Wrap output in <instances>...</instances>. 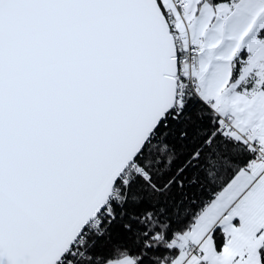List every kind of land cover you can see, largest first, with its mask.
Masks as SVG:
<instances>
[{"label":"snow or ice","instance_id":"obj_1","mask_svg":"<svg viewBox=\"0 0 264 264\" xmlns=\"http://www.w3.org/2000/svg\"><path fill=\"white\" fill-rule=\"evenodd\" d=\"M0 264H264V0H0Z\"/></svg>","mask_w":264,"mask_h":264}]
</instances>
